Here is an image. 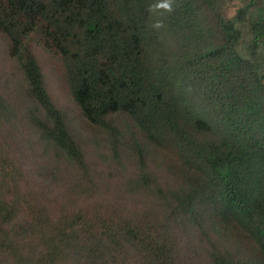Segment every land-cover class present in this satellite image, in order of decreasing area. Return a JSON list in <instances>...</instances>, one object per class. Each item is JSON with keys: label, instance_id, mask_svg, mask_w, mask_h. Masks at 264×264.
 I'll list each match as a JSON object with an SVG mask.
<instances>
[{"label": "trees", "instance_id": "obj_1", "mask_svg": "<svg viewBox=\"0 0 264 264\" xmlns=\"http://www.w3.org/2000/svg\"><path fill=\"white\" fill-rule=\"evenodd\" d=\"M230 1L0 0L30 126L100 178L50 92L47 53L101 134L97 157L142 199L54 214L4 141L0 91V264H264V0L232 17Z\"/></svg>", "mask_w": 264, "mask_h": 264}, {"label": "rangeland", "instance_id": "obj_2", "mask_svg": "<svg viewBox=\"0 0 264 264\" xmlns=\"http://www.w3.org/2000/svg\"><path fill=\"white\" fill-rule=\"evenodd\" d=\"M242 1L228 3L227 14L232 17L241 6ZM50 92L58 106L63 110L71 130L88 151L92 168H101L100 178L93 179L75 170L71 165L58 159L56 150L44 144L28 120L26 110L29 106L23 100L21 75L16 64L8 55V41L0 34V91L11 104V111L4 121V141L11 146L14 155L20 159L25 171L26 181L46 196L42 197L46 205L57 216L63 212L71 213L79 209L92 210L95 203L109 201L112 211L127 212L126 205L141 201L127 193L116 170L102 164L97 157V140L101 135L83 117L80 107L75 102L67 85L58 58L47 53H40ZM132 168V167H131ZM107 180V181H106ZM27 189V185H23ZM33 192V193H34ZM34 193V195H36ZM109 205V203H108ZM109 207V209L111 208ZM66 213V214H67Z\"/></svg>", "mask_w": 264, "mask_h": 264}, {"label": "clouds", "instance_id": "obj_3", "mask_svg": "<svg viewBox=\"0 0 264 264\" xmlns=\"http://www.w3.org/2000/svg\"><path fill=\"white\" fill-rule=\"evenodd\" d=\"M154 8H158V9H165L169 12H171L173 9H172V0H162V2L156 4V5H153ZM161 23H156L154 25L155 28H159L161 27Z\"/></svg>", "mask_w": 264, "mask_h": 264}]
</instances>
